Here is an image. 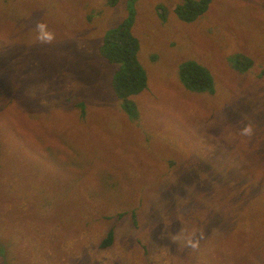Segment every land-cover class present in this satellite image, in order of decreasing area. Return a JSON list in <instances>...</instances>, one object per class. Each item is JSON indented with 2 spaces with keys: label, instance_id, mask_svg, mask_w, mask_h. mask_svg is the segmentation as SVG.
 I'll return each instance as SVG.
<instances>
[{
  "label": "rangeland",
  "instance_id": "rangeland-1",
  "mask_svg": "<svg viewBox=\"0 0 264 264\" xmlns=\"http://www.w3.org/2000/svg\"><path fill=\"white\" fill-rule=\"evenodd\" d=\"M182 1L0 0V264H264V0H213L193 22ZM131 14L137 119L100 53ZM184 59L214 91L184 86Z\"/></svg>",
  "mask_w": 264,
  "mask_h": 264
},
{
  "label": "trees",
  "instance_id": "trees-1",
  "mask_svg": "<svg viewBox=\"0 0 264 264\" xmlns=\"http://www.w3.org/2000/svg\"><path fill=\"white\" fill-rule=\"evenodd\" d=\"M213 0H183L175 7L178 17L186 22H193L207 12ZM133 14L127 21H124L106 35V40L101 46V55L110 63L115 64L112 77V90L120 102L123 110L132 118L139 117V109L132 96L140 94L148 88V74L142 65L140 53V41L132 32ZM232 61L237 70L246 72L251 67L253 69L255 60L249 55L237 53ZM179 68V76L184 86L194 92L214 91L216 80L209 66L196 59H184ZM251 69V70H252ZM250 70V71H251ZM1 157V148H0ZM227 200L235 199L233 196L241 195L237 190H228ZM135 225H137L138 213L130 211ZM128 213H120V217ZM233 217V212H227L226 217ZM115 240V231L110 229L106 238L102 240V248L111 247Z\"/></svg>",
  "mask_w": 264,
  "mask_h": 264
},
{
  "label": "clouds",
  "instance_id": "clouds-1",
  "mask_svg": "<svg viewBox=\"0 0 264 264\" xmlns=\"http://www.w3.org/2000/svg\"><path fill=\"white\" fill-rule=\"evenodd\" d=\"M36 30H37V41L42 44H52L56 40L55 33L49 30L47 24L37 21L36 23ZM255 129L253 124L248 123L244 124L243 128L241 129V134L246 137H251L254 135Z\"/></svg>",
  "mask_w": 264,
  "mask_h": 264
}]
</instances>
